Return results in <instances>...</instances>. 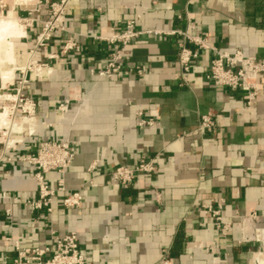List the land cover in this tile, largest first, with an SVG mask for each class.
I'll list each match as a JSON object with an SVG mask.
<instances>
[{"label": "crops", "instance_id": "0c3cea01", "mask_svg": "<svg viewBox=\"0 0 264 264\" xmlns=\"http://www.w3.org/2000/svg\"><path fill=\"white\" fill-rule=\"evenodd\" d=\"M69 1L64 32L34 47L28 60L14 55V68L5 63L16 79L17 69L31 65L35 56L41 77L29 71L28 83L21 85L22 94L37 105L36 133L24 136L16 152H0L5 159L13 155L12 161L0 162V263L12 264L16 241L22 248L53 247L55 236L75 233L91 264H160L164 259L170 264H254L264 248L259 242L240 243L239 224L255 214L254 226L264 229V75L248 109L244 93L205 78L214 54L197 49L191 84L182 86L178 38L148 33L129 47L122 78L95 73L113 52L99 37L124 30L128 21H135L137 31L163 33L192 23L191 33L208 37L212 47L239 50L263 62L264 0ZM44 5L36 21L49 17ZM36 21L23 27L13 48L21 39L33 45L42 28ZM68 39L81 51L63 55ZM66 101L69 109L62 119L56 107ZM206 114L214 116L215 127L198 132ZM140 119H152L154 127H140ZM34 127L35 120L22 133L30 135ZM61 139L76 145L64 176L66 192L56 195L51 214L33 211L26 203L38 198L35 169L18 158L35 154L43 141ZM141 159L154 160V176H140L125 187L112 181L117 167H133ZM45 179L56 188L60 175L50 172ZM73 192L83 195L82 205L64 207L63 199ZM219 204L224 221L232 224L225 237L203 213L204 206L218 209Z\"/></svg>", "mask_w": 264, "mask_h": 264}, {"label": "built area", "instance_id": "2783aa9c", "mask_svg": "<svg viewBox=\"0 0 264 264\" xmlns=\"http://www.w3.org/2000/svg\"><path fill=\"white\" fill-rule=\"evenodd\" d=\"M192 2L194 0H188ZM43 0H39V4ZM69 0H56L50 5L49 17L42 21L33 20L27 24L31 26L34 21L40 22L42 25L41 31L34 39L35 47H43L50 42L55 33H61L66 30L65 20L69 6ZM194 29L192 23L188 24L185 30H172L167 32L162 31H147L140 32L136 30L135 21H128L124 30L112 31L109 36H100L99 40L107 43L113 48L111 58L107 66L95 74L99 78H122V62L125 55L129 51L131 44L143 33L161 35L166 34L178 38V63H179V78L182 86H190L192 77V63L198 59V50H211L214 54L210 65L205 70V78L212 82L217 87L229 89L233 92H242L246 96V107L251 109L255 104L259 95V79L264 75V61H257L253 57H247L242 51L234 52L220 51L209 45L208 37L193 35L191 30ZM27 37V36H26ZM196 48V49H195ZM80 52L81 47L73 39L65 40L62 44L61 53L63 55L69 52ZM58 57L52 55L50 58ZM35 63L28 65L26 70L19 69L22 74H27L32 71L36 76L41 77V68L37 72ZM137 73L142 75V70L137 68ZM28 83L26 78L20 85ZM11 84L10 86H13ZM22 87V86H21ZM17 89V94L14 95L15 112L21 118L31 117L35 119L36 125L30 135L33 136L37 128L36 120V102L22 94V88ZM10 95V94H9ZM69 101L58 103L56 110L61 113L62 119L69 109ZM142 117V113H138ZM20 118V119H21ZM15 119V118H14ZM140 127H154V121L140 119ZM215 127L214 116L206 114L201 117L198 132L210 130ZM16 134V133H15ZM19 134V133H18ZM23 140L14 139L11 144L5 146L6 152H16ZM76 156V145L68 139L58 141H43L39 144L35 154L21 155L18 160L27 163L34 167V179L37 185L38 198L27 201L26 205L33 211L45 210L48 213L53 212V201L58 193H65L64 176L71 167ZM13 155L9 158L0 157V162L12 161ZM97 167V162L93 163L88 172L92 173ZM50 172H56L60 175L56 188H51L45 179V176ZM157 173V167L153 159H141L135 166H119L111 173V179L116 184L121 186L131 185L138 177L149 175L154 176ZM2 199H7L6 194H3ZM84 197L80 192L68 193L63 199L62 204L66 208L80 207ZM203 213L209 215L216 222L217 230L223 237L231 230L232 224L224 221L222 215V205L219 204L218 209H214L212 205L203 207ZM10 214V211H7ZM258 221L255 214L244 217L239 224L241 228L240 243L259 242L264 248V229H258L254 224ZM249 226V227H248ZM54 246L22 248L19 242H15L16 256L12 264H91L88 256L84 254L78 243V237L75 233H70L63 237L55 236L53 238ZM259 254H264V251ZM258 254V255H259ZM257 256V255H256ZM256 256L253 258L254 264L257 263ZM1 264V263H0ZM160 264H170L168 259H164Z\"/></svg>", "mask_w": 264, "mask_h": 264}, {"label": "rangeland", "instance_id": "374dc122", "mask_svg": "<svg viewBox=\"0 0 264 264\" xmlns=\"http://www.w3.org/2000/svg\"><path fill=\"white\" fill-rule=\"evenodd\" d=\"M38 2H39V0H29V1H25V0H0V16H3V17L10 16V17H13L14 19L17 18L19 20L20 24L18 23V20L17 21L15 20L16 26L18 27V25H19L21 28L24 27V29L26 30V28H28L27 24L31 23V21L35 20L36 19L35 15H37L38 12L42 11L40 8L41 4H39ZM52 2H53L52 0L51 1L50 0H43V2H42V3H45L44 8L48 13L50 11V5L52 4ZM18 10H19V12H18ZM19 13H22L23 15H21V14L19 15ZM24 29H23V31H24ZM30 42L31 41H29V40L27 41V39H25V40L21 39L17 42V46L14 44V55H15V58L17 60H18L19 56L21 58L23 56H26V60H28L30 58V56H32L31 52L34 51L35 43H32L33 45H30L29 44ZM3 46L6 48V43H4ZM8 68L9 67L7 64H5V63L0 64V69L7 70ZM26 75H27L26 81L28 82V74H22V72L17 71V78L14 81V85L8 87V84H7L5 86V89H7V90L4 92L2 91L4 96L5 95L7 96L4 99L9 98V96L7 94H10L13 96L17 94V89H19L21 87V85H18V82L19 81L22 82ZM1 100H3V98L0 99V101ZM5 106H8L11 109V112H12L11 115H10V110L6 109V110H8V113L10 115L9 118H15V120H19L21 118V116L17 115V113L15 112V109H14L15 102L13 100H6V101L1 102L0 113H2V114L4 113L3 108ZM6 110H5V113H6ZM11 123L12 122L9 120V124H8L9 126L5 125V126L1 127V130H0V152L2 150H5V146H7L9 140H14V139L15 140L16 139L23 140L24 136H28L27 134L26 135L25 134H23V135L22 134H11L14 131L21 132V133L23 132V130L19 131V130L14 129L15 123H12V124ZM10 125H11V127H10ZM38 127H39V121L37 120L36 131H37ZM10 129H11V131H10Z\"/></svg>", "mask_w": 264, "mask_h": 264}, {"label": "bare ground", "instance_id": "6f19581e", "mask_svg": "<svg viewBox=\"0 0 264 264\" xmlns=\"http://www.w3.org/2000/svg\"><path fill=\"white\" fill-rule=\"evenodd\" d=\"M25 1H29V0H25ZM15 20L17 21L18 19L17 18L14 19L13 17H10V16H8V17L0 16V64L9 63L10 65L13 66V68L15 67L13 39L22 37L24 35L23 28H21L19 25L17 27L15 24L16 23ZM18 23L20 24L19 20H18ZM4 43H6V48L3 46ZM37 61L38 60L35 59V56H34L30 62L33 64V63H37ZM26 68H18L17 70H19V69L26 70ZM15 77H16V74H15L14 69H12V68L7 69V70L0 69V99L3 98V100H1V102L6 101V100H13L14 101L16 99L15 96L9 95V94H7L9 96V98L4 99L7 96L6 95L4 96V94L2 93V91L5 89V86L8 83L12 82L15 79ZM14 81L12 83L8 84V87L11 84H13ZM12 97H14V99ZM3 109H4V111H3L4 113L3 114L0 113V130H1V127L5 126V125L9 126L8 125L9 120L12 123H15L14 129L19 130V131L23 130L25 125H28L29 127L33 126V122L35 119H33L31 117H24V118H21L19 120H15L14 118H9L10 115L12 114V112L8 106H5ZM6 109L10 110V115L8 113V110H6ZM5 110H6V113H5ZM35 125H36V121H35ZM10 127H11V125H10ZM32 130L29 133H31ZM10 131H11V129H10ZM15 133L16 134H18V133L23 134V133L17 132V131H14L11 134H15ZM11 143H12V140H9L8 144H11ZM256 260H257V263H255V264H264V254L257 255Z\"/></svg>", "mask_w": 264, "mask_h": 264}]
</instances>
